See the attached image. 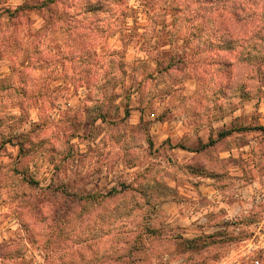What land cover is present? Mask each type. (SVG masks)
I'll return each mask as SVG.
<instances>
[{"label":"clouds","instance_id":"9594fccd","mask_svg":"<svg viewBox=\"0 0 264 264\" xmlns=\"http://www.w3.org/2000/svg\"><path fill=\"white\" fill-rule=\"evenodd\" d=\"M0 264H264V0H0Z\"/></svg>","mask_w":264,"mask_h":264}]
</instances>
